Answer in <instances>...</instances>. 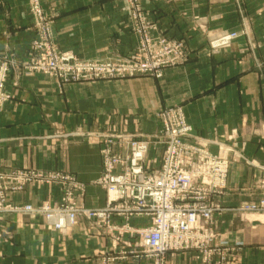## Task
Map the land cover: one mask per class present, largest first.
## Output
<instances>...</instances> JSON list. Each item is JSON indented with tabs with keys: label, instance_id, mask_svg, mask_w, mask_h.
<instances>
[{
	"label": "crops",
	"instance_id": "crops-1",
	"mask_svg": "<svg viewBox=\"0 0 264 264\" xmlns=\"http://www.w3.org/2000/svg\"><path fill=\"white\" fill-rule=\"evenodd\" d=\"M27 0H0V57L11 52L24 58L34 34ZM142 0L152 10L168 37L186 41L188 62L169 69L163 78L62 83L33 75L7 84L13 98L0 113V170L35 168L68 172L85 184L79 199L87 208L106 204V192L95 186L102 160L94 138L67 137L70 132L122 131L150 133L157 129L155 115L169 106H182L199 136L213 130L235 132L244 143L243 158L230 166L227 187L220 198L225 211L215 216L220 240L238 245L237 264H264V214L240 215L231 209L243 202L264 199V135L253 129L264 122V0ZM53 22L54 42L60 50L81 59L128 56L134 38L120 0H43ZM242 18L258 48L248 51L244 38L229 49L212 54L206 37L196 31H238ZM195 19V20H194ZM128 121L124 126L123 121ZM126 123V122H125ZM66 136V137H65ZM156 164L159 152L150 148ZM155 158V160H152ZM57 187L29 186L11 196L18 204L37 206L56 202ZM117 223L118 220H115ZM149 220L135 217L130 227ZM0 264H96L97 257L114 248L111 237L82 222L66 234L40 225L27 215L0 217ZM123 264H145L130 258ZM168 264H197L193 252L169 256Z\"/></svg>",
	"mask_w": 264,
	"mask_h": 264
},
{
	"label": "rangeland",
	"instance_id": "rangeland-1",
	"mask_svg": "<svg viewBox=\"0 0 264 264\" xmlns=\"http://www.w3.org/2000/svg\"><path fill=\"white\" fill-rule=\"evenodd\" d=\"M123 4L125 16L134 38L132 52L128 56H110L107 58L81 59L71 51L60 50L54 42L53 22L56 15L48 14L43 0H27L28 13L31 20V31L34 34L29 43L27 55L17 58L11 52L0 57V113L4 106L13 98L7 91V84L11 77L14 82L22 78L39 74L56 80L58 86L62 83L95 82L101 80H126L147 77L159 80L169 69L181 67L189 60L186 41L182 37H168L159 24L151 19L152 10L143 6L142 0H120ZM239 14L242 4L235 0ZM34 4H39L37 11ZM242 16V15H241ZM195 20V19H194ZM196 31H201L206 37V47L212 54L229 49L238 39L244 38L248 51L252 53L258 48V42L251 38L249 29L242 18V28L238 31L206 30L204 24L197 23ZM230 35L231 40L220 44L219 38ZM56 55L59 59L70 58L69 70L61 67L53 68L50 60ZM157 129L150 133L122 131L85 132L76 130L67 137L94 138L99 146L102 160L100 176L92 183L106 192V204L100 208H87L79 199L85 192V184L78 181L75 175L63 171L40 170L35 168H9L0 170V176L18 172L35 173L38 183H25L19 189L8 190L7 181H0L6 189L5 202L0 199V217L4 215H27L40 220V225L48 230L66 234L80 223H86L100 234L112 238L114 248L104 251L96 258V264H123L130 258L142 260L145 264H168L171 255L182 252H193L197 264H237L236 253L238 245H230L220 240L215 216L225 211L220 198L228 181V174L232 163L243 158L245 144H237L235 132L221 135L215 129L208 136L195 133L184 114L182 106H169L161 109L155 115ZM126 122V123H125ZM127 126L128 121H123ZM256 135H264V122L253 129ZM65 136V137H66ZM109 140L112 143H109ZM134 145L143 152L139 162L142 174L134 177L132 174L131 158L124 165H114L112 173L117 176L129 175L132 181L129 194L111 198L104 188L102 177L105 174L104 150L110 147L113 155L131 157ZM177 147L184 158L183 164L176 167L175 160L169 167L168 150ZM151 147L159 152L156 164L148 158ZM152 160H155L153 158ZM200 169L187 183L179 175L180 170L191 173L194 167ZM37 173L40 175L37 176ZM52 176L67 178L55 182H47ZM164 176V183L158 186L148 182L154 178ZM101 180V181H100ZM29 183V184H28ZM73 184V185H72ZM29 186L57 187L60 190L56 202L44 201L37 206L31 204L18 205L11 200V196L18 194ZM70 186L72 192L69 191ZM22 188V189H21ZM21 189V190H20ZM261 202H243L238 208L231 209L238 214H264L260 209ZM49 205L53 210H76L73 223L58 224L49 218L43 209L25 212L24 208L32 206L40 209ZM181 211L177 218L176 212ZM92 215H88V214ZM103 214V215H100ZM196 220L190 224V215ZM64 213L63 216H65ZM135 217L149 220L145 227L132 228L130 221ZM115 220H118L116 223ZM188 231L185 232L184 229ZM5 242L9 236L0 235ZM159 239V244L155 241Z\"/></svg>",
	"mask_w": 264,
	"mask_h": 264
},
{
	"label": "built area",
	"instance_id": "built-area-1",
	"mask_svg": "<svg viewBox=\"0 0 264 264\" xmlns=\"http://www.w3.org/2000/svg\"><path fill=\"white\" fill-rule=\"evenodd\" d=\"M33 1H37V0H33ZM34 7L36 8V10L38 11L39 9V4H34ZM231 40V36L230 35H223L219 38V42L220 44H226L227 42H229ZM53 60H50V62L53 64V68H58L61 67L65 70H69L70 69V64H71V60L70 58L66 57V58H62L59 59L58 56L53 55L52 56ZM109 143H112L111 140H109ZM113 148L111 149L110 147H107L104 150V167H105V174L104 176L101 178L102 179V184L104 186V188L108 191V193L110 194L111 198H115V197H121L124 194H129V191L131 189V178L129 175H121V176H115L112 171L114 168V165H124V163L129 160L131 158V164H132V174L134 175V177H139L140 174H142V169L141 166L139 164V162L141 161L142 157H143V152L142 150L138 147V145H134L132 148V155L131 157H126L124 160L121 157L115 156L112 153ZM168 158H169V167L172 163L173 160H175L176 162V167L179 168L180 165L183 164V160L184 158L182 157V153L181 151L175 147L172 146L170 147V149L168 150ZM115 165V166H117ZM198 171H200V169H198L196 166L193 168V171L191 173H186L183 170H180L179 175L182 176V178L185 179V181L187 183H190L191 181V177L198 173ZM40 175V173H37V176ZM5 177V179H1L3 182L7 181V191L8 190H16L19 189L22 185H24L25 183L29 182V183H38V181L35 179V173H24V172H18V173H14V174H8L5 176H0V178ZM60 179L62 180H70L67 178H60L59 176H52L49 179H44L47 182H55V181H59ZM164 176H160L158 178H154L153 180H151L150 182H148V187L151 186L152 183H155L158 186H162V184L164 183ZM101 181V180H100ZM28 183V184H29ZM73 185V184H72ZM72 187L75 186H70L69 191L67 189V192H72ZM22 189V188H21ZM20 189V190H21ZM6 189L4 188V185L2 184V182L0 181V199L5 202V197H6ZM44 212H47L49 215V218L52 220H56L58 222V224H62V222H65V220L63 219L64 217H66V221L68 223H73L74 222V218H75V213L76 210L73 208H70L69 211H59V210H53L52 208H50L49 205H44L42 208L40 209H33L32 206H27L24 208L25 212H32V211H39L42 210ZM260 209L264 210V202H261L260 204ZM64 213H66L65 216ZM176 216L177 218L181 217V211L176 212ZM88 215H92V213L88 214ZM103 215V214H100ZM196 220V217L194 214L190 215V224H193ZM185 232L188 231L187 228L184 229ZM155 244L158 245L159 244V239H156Z\"/></svg>",
	"mask_w": 264,
	"mask_h": 264
}]
</instances>
